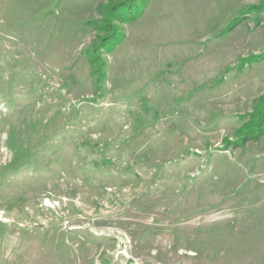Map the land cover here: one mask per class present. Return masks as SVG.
<instances>
[{
	"label": "rangeland",
	"instance_id": "1",
	"mask_svg": "<svg viewBox=\"0 0 264 264\" xmlns=\"http://www.w3.org/2000/svg\"><path fill=\"white\" fill-rule=\"evenodd\" d=\"M119 1L0 0V264H264V0Z\"/></svg>",
	"mask_w": 264,
	"mask_h": 264
},
{
	"label": "trees",
	"instance_id": "2",
	"mask_svg": "<svg viewBox=\"0 0 264 264\" xmlns=\"http://www.w3.org/2000/svg\"><path fill=\"white\" fill-rule=\"evenodd\" d=\"M126 5L128 6V9L131 15H129V11L125 12V11H120L121 10V6ZM137 5V0H123V1H119V2H115L112 3L111 5H109L108 9H107V16L108 19L110 20L111 23H113V20H118L121 22H126L130 19H136L138 18L141 14H142V10H138V11H133L131 10L132 7H136ZM114 26V25H113ZM116 32V31H115ZM111 37L115 39H117V35L115 33H111ZM124 35V34H123ZM107 36H100L98 37V42L97 44H95L96 46H98L100 49H108L111 50L112 48L115 47V45L122 39V36L118 38L117 42H115V39L112 40L110 43L107 44ZM94 45V47H92V51L89 53V58L94 66V70L96 73L99 74L100 77L105 76V66H106V62L103 61V59L101 57H99V55L96 54V51H93V48H95L96 46ZM263 110H258L257 113L259 112H263L264 115V108H262ZM256 114V113H255ZM261 125L264 126V117H263V121L261 122ZM264 130V127L261 129V131Z\"/></svg>",
	"mask_w": 264,
	"mask_h": 264
},
{
	"label": "bare ground",
	"instance_id": "3",
	"mask_svg": "<svg viewBox=\"0 0 264 264\" xmlns=\"http://www.w3.org/2000/svg\"><path fill=\"white\" fill-rule=\"evenodd\" d=\"M96 193V192H95ZM122 196V195H121ZM50 199H46V201H45V203L46 204H51V202L49 201ZM0 217H1V215H0Z\"/></svg>",
	"mask_w": 264,
	"mask_h": 264
}]
</instances>
